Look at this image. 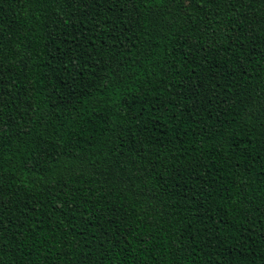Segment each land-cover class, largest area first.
Returning a JSON list of instances; mask_svg holds the SVG:
<instances>
[{"label": "trees", "instance_id": "trees-1", "mask_svg": "<svg viewBox=\"0 0 264 264\" xmlns=\"http://www.w3.org/2000/svg\"><path fill=\"white\" fill-rule=\"evenodd\" d=\"M0 264H264V0H0Z\"/></svg>", "mask_w": 264, "mask_h": 264}]
</instances>
